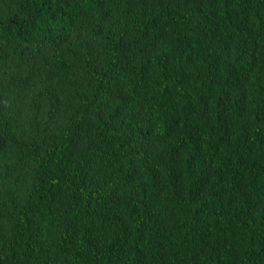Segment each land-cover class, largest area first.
<instances>
[{"label": "trees", "instance_id": "1", "mask_svg": "<svg viewBox=\"0 0 264 264\" xmlns=\"http://www.w3.org/2000/svg\"><path fill=\"white\" fill-rule=\"evenodd\" d=\"M0 264H264V0H0Z\"/></svg>", "mask_w": 264, "mask_h": 264}]
</instances>
